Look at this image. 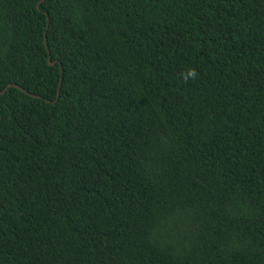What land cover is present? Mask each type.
Segmentation results:
<instances>
[{"label": "trees", "instance_id": "16d2710c", "mask_svg": "<svg viewBox=\"0 0 264 264\" xmlns=\"http://www.w3.org/2000/svg\"><path fill=\"white\" fill-rule=\"evenodd\" d=\"M0 264H264V0H0Z\"/></svg>", "mask_w": 264, "mask_h": 264}, {"label": "clouds", "instance_id": "9594fccd", "mask_svg": "<svg viewBox=\"0 0 264 264\" xmlns=\"http://www.w3.org/2000/svg\"><path fill=\"white\" fill-rule=\"evenodd\" d=\"M194 75H195L194 72H189V73H188V76H189V77H193Z\"/></svg>", "mask_w": 264, "mask_h": 264}, {"label": "water", "instance_id": "95a60500", "mask_svg": "<svg viewBox=\"0 0 264 264\" xmlns=\"http://www.w3.org/2000/svg\"><path fill=\"white\" fill-rule=\"evenodd\" d=\"M50 63H51V64H54V62H52L51 59H50ZM6 89H7V88H6ZM59 96H60V93H58V97H59Z\"/></svg>", "mask_w": 264, "mask_h": 264}]
</instances>
